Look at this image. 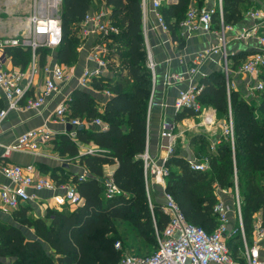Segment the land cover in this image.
Returning a JSON list of instances; mask_svg holds the SVG:
<instances>
[{
    "label": "trees",
    "instance_id": "obj_1",
    "mask_svg": "<svg viewBox=\"0 0 264 264\" xmlns=\"http://www.w3.org/2000/svg\"><path fill=\"white\" fill-rule=\"evenodd\" d=\"M112 8L111 16L120 27V33L113 36L117 44L116 53L124 56L127 76L112 81L95 79L93 85L107 89L112 97L99 108L93 93L76 89L70 101L71 115L82 121L101 118L108 124L106 130L91 125L76 127L75 140L62 144L64 151L75 156L79 154L78 144L94 143L99 151L79 156L89 176L79 179L77 175L68 180L54 174V179L73 184L83 202L74 208L62 211L49 209L46 217L30 219L21 214L20 222L35 229L36 238H29L12 225L0 224V261L10 257V264H117L121 259L116 220L128 221L138 234L146 239H156L155 226L164 229L168 215L163 213L160 203L153 201V211L146 193L144 163L142 154L147 146L148 111L153 89V74L147 63V51L143 32L141 0H99ZM207 0H179L175 5H162L161 11L168 23L173 38L184 44L180 22L194 4L205 6ZM246 0H222L223 24L240 21L252 3ZM93 0H64L60 10L63 29L61 45L57 47L61 62L72 64L77 57L81 43L76 30L91 10ZM172 18H175L172 21ZM213 27L220 30L222 22L217 10L213 15ZM123 49L125 53H123ZM50 47L39 46L36 56L41 64ZM6 52L14 64L26 69L30 64L32 49L29 46L7 47ZM243 56H234V67H238ZM226 74L222 69L203 77L204 88L198 96L202 106L212 105L226 119L231 113L235 138L231 142L223 135L208 157L210 170L191 168L188 159L173 152L165 164L169 168L165 190L172 194L187 219L207 232H212L219 223L214 205L219 200L217 188L230 190L234 176L238 177L241 200L242 222L246 237L253 228L254 215L261 211L264 217V185L258 182V173H264V89L258 93L259 104L254 106L238 90L228 93ZM260 78L264 81V70ZM195 114L183 110L176 118ZM78 142V143H77ZM205 144V143H204ZM118 163L113 173L114 181L121 194L113 198L104 195V164ZM179 167V171L171 166ZM239 221V220H238ZM237 221L236 236L242 241ZM157 245V243H156ZM227 245L230 246L229 242ZM230 248V247H229ZM234 253L236 250L230 248ZM0 264H2L0 262Z\"/></svg>",
    "mask_w": 264,
    "mask_h": 264
},
{
    "label": "built area",
    "instance_id": "obj_2",
    "mask_svg": "<svg viewBox=\"0 0 264 264\" xmlns=\"http://www.w3.org/2000/svg\"><path fill=\"white\" fill-rule=\"evenodd\" d=\"M6 0L8 5L16 4L23 9L32 10L29 20L26 24L29 34L28 37L11 35L0 39V47L12 46H29L36 50L39 46H46L52 49L61 45L63 39V29L60 18V10L64 0ZM21 4V5H20ZM162 0H152V9L156 15L159 27L164 31H169L168 23L161 11ZM143 28L146 29L148 5L147 0H141ZM220 13V20L223 24L222 17V0L211 7L198 8L192 5L187 11L186 17L180 22L181 31L195 32L198 29L210 31L213 29V15L216 11ZM248 14L258 22H264V8H254L248 11ZM120 33V27L114 22L111 13L108 10H89L80 23L81 44L77 50H82L86 41L94 37L95 41L91 43L88 50V59L94 63L92 67H87L81 75L77 77L80 88L92 91L95 79L108 78L111 71L109 61V41L113 40L114 35ZM257 35L258 46L255 51L249 54L246 59L239 65V72L249 77L247 82L248 95L258 97V93L264 89V81L260 78L264 70V31L259 33V26H254L249 30L241 33V38ZM30 37L32 39H30ZM93 38V39H94ZM148 46V45H147ZM148 66L154 70L155 63L150 50L147 48ZM219 53L221 59L226 61L224 65L225 74L229 75L227 67V47L224 33L219 35V43L211 49H205L198 52L194 59L193 65L186 73H177L169 75L167 81L169 84H176L187 79L188 74L189 87L181 88L174 101V107L178 111L190 110L195 114H204V122L213 124L215 117L206 108L201 105L198 96L204 88L200 81L194 82L196 75L199 74V66L209 59L211 55ZM46 78L43 81V87L39 92L30 96V90L33 83L34 70L30 74L20 70L0 69V95L7 99L6 107L0 108V124L11 109L22 107L25 102L26 107L40 108L45 104L46 98L59 89V85L70 78L71 74L68 67L61 63H54L50 67H45ZM31 77V79H30ZM24 79L26 80L24 82ZM227 90L230 92L233 83L227 82ZM105 94L111 96L112 93L105 89ZM72 96L61 100L55 110L54 116L58 121L64 124L70 123L73 129L67 132L72 138H76V127L81 125H96L100 130H106L108 124L101 118H95L91 121H82L78 117L71 115L70 101ZM211 115V117H209ZM162 134L170 139L168 153H173L176 144V134L170 123H164ZM224 134L234 142L235 130L232 118L225 125ZM53 137V131L46 125L30 129L22 133L14 142L4 148L3 156L9 158L15 151H35L39 147L40 141H48ZM99 148H89L86 153H95ZM144 163V174L146 182V193L153 211V201L150 193V184L154 178L165 188L169 168L165 162L162 164L154 160L147 151L142 155ZM191 168L201 171L210 170L209 157L201 159L188 158ZM0 172H2L11 181L10 184L0 182V202L5 207L18 208L23 202L31 200L35 193L30 191L52 190L63 188V194L57 195L58 201L69 205H79L83 198L80 196L76 187L71 184L61 185L55 179L42 175L37 172L33 163L19 164L11 161L0 163ZM85 178L80 175L79 179ZM235 186L237 191V211L240 223L239 232L243 238V258L229 248L227 245L226 235L229 232L230 206L222 200H218L214 205V212L218 215V226L212 231L207 232L204 228L191 223L171 193L164 191V201L160 203V208L168 215L169 219L164 227L160 230L155 226V235L157 239L156 250L149 255H136L126 253L121 256L117 264H264L260 258L259 245L255 241L248 244L244 225L242 222L241 200L238 191L237 175H235ZM121 189L114 181L113 177L105 180V197L113 198L121 194ZM257 238H264V217L257 219L253 225ZM233 233H237L234 230ZM121 242L117 241L115 247L119 249Z\"/></svg>",
    "mask_w": 264,
    "mask_h": 264
},
{
    "label": "crops",
    "instance_id": "obj_3",
    "mask_svg": "<svg viewBox=\"0 0 264 264\" xmlns=\"http://www.w3.org/2000/svg\"><path fill=\"white\" fill-rule=\"evenodd\" d=\"M5 1L6 0H0V8L6 7L8 10H12V8H22L18 7L19 4H10L7 6ZM21 1L20 3H22ZM249 1L252 3L251 7L243 12L244 17L235 24L226 26L222 25L220 30L214 29V27L210 31L200 28L197 31L190 33L183 32L184 30H182L181 34L185 41L184 44L180 46L179 41L173 38L172 32L170 30L164 31L159 27L156 15L152 9V0H147V21L146 29L144 27L143 32L146 51L147 48L150 50L155 63V68L152 70L154 84L148 111L147 146L145 151H147L149 155L158 163L162 164L163 162H166V160L172 154L168 153L170 139L162 134L164 123H170L173 127V131L176 134L174 152H177L180 156L186 159L190 157L196 159H201L206 156L208 157L209 153L212 150H215V144L220 140L219 137L221 135L219 136V133H217L218 127H216V122L215 126L211 127L208 123H205L204 120L203 122H201V120L197 121L198 119L196 120V118H198V114L185 116L181 119L176 118V115L180 114L181 111L176 110L173 103L179 89L186 88L191 85L190 81L188 80V74L186 75L187 79L180 83L169 84L167 81L169 75L186 73L193 65V59L198 52L205 49H211L219 43L220 33H224L226 39L228 53L227 67L229 72H231L229 74L230 82L233 83V89L241 92V95L249 96V91L247 89L249 77L246 74L239 72V65L238 69H235L234 56L241 54V56H243V61L247 56H249L250 53L257 49V35L241 38V33L254 26H258V21L252 18L248 14V11L254 8H264V0H246L241 5L243 10ZM178 2L179 0H162V5H175ZM98 4L102 6L101 9L108 10L110 13L112 12V8L110 6H108L104 1L99 0H93L91 10H94V6H97ZM216 4H218V0H207L204 7H211ZM193 5L196 4L193 3ZM174 20L175 18H172V21ZM18 25H20V22L15 21L14 26L16 27ZM262 26L263 25H259V31L261 30ZM8 34L9 33L7 31L5 32L0 28V39L12 35V33L11 35ZM93 38L94 37H91L88 39V41H86V45L82 50H77L76 60L72 64H66L59 60L58 48H50L49 53L45 57L44 63L41 64L39 61L40 58L36 56V51H33L32 49L31 61L26 69H22L20 65L13 63L12 57L6 52L7 47H0V69L20 70L24 73H28L30 71V74L34 70L33 85L30 90V96L37 94L39 90L42 89L43 81L47 76L45 72L46 66L50 67L54 63H61L68 67V70L71 74L69 79L59 85V89L57 91L46 98L45 104L40 108H29L26 107L25 102H22V107L18 109H11L7 112V115L0 124V163L3 161H11L19 164L33 163L38 173L52 177L53 179V176H55L54 174H57L60 177H67L68 180L75 175L78 177L80 175H84L85 177L90 175L87 167L79 161V156L81 154H85L87 149H94L97 146L94 143L78 144L79 154L75 156L71 155L67 151H64L62 144L70 139L75 140L67 133L73 129V126L69 130L67 128L68 123L64 124L63 122L58 121L54 116V110L61 100L68 96H72L76 89H82L78 85L77 77L81 75L85 68L92 67L94 65V63L87 57L89 47L91 43L95 41V38ZM110 43L113 45L112 47L114 49H117V44L115 42H112L111 40L109 41V44ZM108 57L110 61L109 66L112 72L108 73L109 77L107 79L115 81L122 74L127 76L129 72L125 64L123 63V65L121 64L120 66H117L119 64L117 61L120 60L121 56L117 53L112 54V51H110ZM221 61L223 60L221 59V55L219 53L211 55L209 59L204 61L199 66V74L196 75L194 82L200 81L201 77L215 70H220L222 68ZM224 65H226L225 59L223 66ZM25 81L26 80L24 79V82ZM104 90L105 89L101 90L94 87L93 90L90 91L93 93V96H95L99 108H102L104 104L112 97V95L107 96ZM247 100L252 101L253 99L249 96ZM7 104V99L3 96V94H1L0 108L6 107ZM204 107L206 108V111H209L212 113V115H214L215 118L218 119L220 114L214 106L206 105ZM198 116H203V114H199ZM209 117H211V115H209ZM42 125H46L53 131V137L50 140L40 141L39 147L35 151H15L10 155L9 158H5L3 156L6 145L14 142L22 133ZM91 126L97 128L96 125ZM117 166L118 163L104 164V187L105 180L107 178L113 177V173ZM171 169L175 171L180 170L179 167L174 165L171 166ZM0 182L5 184L11 183L10 179L2 172H0ZM60 184L69 185L71 183L65 181L61 182ZM151 185L153 188H149L151 195L154 197V201L162 203L164 201L165 188L162 184L157 183L155 178ZM30 191L34 192L35 196L31 200L23 202L18 208L5 207L0 202V224L17 226L23 231L24 234L28 232L26 236L29 238H36L37 235L33 227H29L26 224L20 222L21 214L26 215V217L30 219H36L40 217L44 218L46 217L47 211L49 209L62 211L66 207H75V205H69L67 203H61L58 201L57 195L63 194V188H58L55 191H35L34 189H30ZM216 192L218 194V198L230 206V218L228 224L229 232L226 235V240L230 244L229 247L236 250L235 255H239L240 259L244 261L242 255V249L244 247L243 238L241 241V239L237 238L236 234L233 233V228H236L237 221L234 223L231 217L233 212L230 201L231 192L228 189L220 188H217ZM261 217H263L262 212H256L254 215L253 224ZM247 241L250 245L255 241L258 243L260 258L264 260V238H257L254 228H252L250 231ZM0 262L2 264H10L12 259L10 257H2Z\"/></svg>",
    "mask_w": 264,
    "mask_h": 264
},
{
    "label": "rangeland",
    "instance_id": "obj_4",
    "mask_svg": "<svg viewBox=\"0 0 264 264\" xmlns=\"http://www.w3.org/2000/svg\"><path fill=\"white\" fill-rule=\"evenodd\" d=\"M97 8V9H96ZM102 8V6L100 4H98L97 6H94V10H100ZM261 8V7H260ZM32 14V10H29L27 8L23 9V8H15L12 10L11 9H6V7H2L0 8V28L3 31H7L9 34L8 35H15L17 33L18 36L20 37H28L27 35L29 34L28 32V28L26 27V24L29 20V16ZM15 21L16 22H20V25L18 26H14L15 25ZM258 26L259 25H263L261 28V32L264 31V22H258ZM80 30V26L79 29L76 30L75 35H78V32ZM259 31V33H260ZM80 37V36H79ZM30 39H32L30 37ZM81 44V43H80ZM79 44V45H80ZM111 44V43H110ZM110 51H112V54L116 53V49H114L112 46V44L110 45ZM32 49V48H31ZM123 53H125V50L123 49ZM247 58V57H246ZM123 61H124V56H122V58H120V60H118L117 62L119 63L117 66H120L121 64L123 65ZM221 69L222 71H224V61H221ZM235 69H238V67H236ZM231 73V72H229ZM120 76V75H119ZM125 75H121L120 77H118V79H121V77H124ZM226 78V83L229 81L230 82V74L225 76ZM233 89V86L232 88ZM241 93V92H240ZM243 97H245V99L247 100L249 96L247 95H243ZM253 100L249 101L250 104H253L254 106H257L259 104V98L258 97H251ZM202 114V113H201ZM199 115V114H198ZM198 118H196L197 121L203 122L204 120V114L203 116H198ZM192 116V115H189ZM232 118L231 113L229 112V115L226 119H224V117H220L218 116V119L215 118V122H216V127L217 128V133H219L218 135L220 136L219 138H221L224 134V130H225V125L228 124L230 122V119ZM196 121V122H197ZM215 122L213 124H209L211 127L215 126ZM215 129V128H214ZM182 139V138H181ZM235 179V176H234ZM258 182L262 185H264V173L260 172L258 173L257 176ZM237 181H238V177H237ZM151 189L153 188V186L150 184L149 186ZM231 192V206H232V219L235 223V221H238V211H237V191H236V186H235V182H234V186L229 190ZM238 191H239V187H238ZM239 193V197H240V192ZM152 200L154 201V197L153 195H151ZM149 201V200H148ZM239 222V221H238ZM115 226L118 230L119 235L122 236V238L120 237L118 240L115 241V243L117 241L121 242V246H120V253L121 255L126 254V253H131V254H136V255H149L151 253H153L156 250V240H150V239H146L141 237L137 230L134 228V226L132 224H130L128 221H121V220H116L115 222ZM235 229V228H233ZM28 232H26L27 234Z\"/></svg>",
    "mask_w": 264,
    "mask_h": 264
},
{
    "label": "water",
    "instance_id": "obj_5",
    "mask_svg": "<svg viewBox=\"0 0 264 264\" xmlns=\"http://www.w3.org/2000/svg\"><path fill=\"white\" fill-rule=\"evenodd\" d=\"M67 128L70 130L72 128V124L68 123Z\"/></svg>",
    "mask_w": 264,
    "mask_h": 264
}]
</instances>
